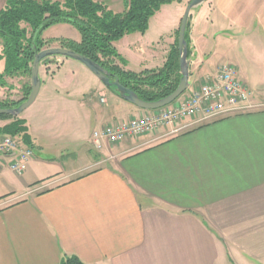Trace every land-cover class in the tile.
I'll use <instances>...</instances> for the list:
<instances>
[{"label": "crops", "instance_id": "crops-1", "mask_svg": "<svg viewBox=\"0 0 264 264\" xmlns=\"http://www.w3.org/2000/svg\"><path fill=\"white\" fill-rule=\"evenodd\" d=\"M95 1L112 10L110 0ZM190 1L163 6L145 34L115 43L126 70L164 67ZM190 25V87L228 63L264 104V0H207ZM133 59L138 70L130 69ZM67 63L89 82V93L82 89L83 100L74 101L56 89L47 105L28 111L32 105L19 118L34 158L23 175L10 160L0 163V264H61L65 256L85 264H264V110L204 125L188 120L177 134L164 128L97 150L83 136V114L97 131L149 111ZM51 64H41L40 74L66 62ZM4 90L1 101L23 99L13 86ZM42 92L43 84L35 103ZM70 116L75 137L58 142L55 126ZM12 122L0 119V129ZM63 144L57 153L35 154Z\"/></svg>", "mask_w": 264, "mask_h": 264}, {"label": "trees", "instance_id": "trees-1", "mask_svg": "<svg viewBox=\"0 0 264 264\" xmlns=\"http://www.w3.org/2000/svg\"><path fill=\"white\" fill-rule=\"evenodd\" d=\"M176 1L179 0H123L125 11L115 13L106 4L95 0H7L0 11V39L3 41L0 61H5V70L0 73V87L7 86L6 76L31 74L37 53L47 45L59 42L61 48L77 52L108 70L114 78L112 81L118 79L141 100L160 101L177 89L182 77L178 50L179 31L166 64L156 70L140 73L126 70L128 63L119 54L115 43L130 34H145L151 19L161 8ZM57 24L74 26L81 34V41L63 39L45 42L43 33ZM190 26L189 21L186 34L189 59L192 54ZM25 88L24 100H0V109L17 108L27 101L31 87L26 85ZM111 90L119 96L115 87ZM0 119L13 120L0 129L1 135L20 137L24 144L33 147L25 120L10 115H0ZM61 264L85 263L77 256H65Z\"/></svg>", "mask_w": 264, "mask_h": 264}, {"label": "built area", "instance_id": "built-area-1", "mask_svg": "<svg viewBox=\"0 0 264 264\" xmlns=\"http://www.w3.org/2000/svg\"><path fill=\"white\" fill-rule=\"evenodd\" d=\"M264 104L241 78L240 71L232 64L221 65L216 73L197 88H189L172 105L158 111L147 112L126 122L112 123L93 134L97 150L105 145L120 144L128 139L154 133L160 129H170L169 134H177L189 128L184 122L204 125L223 118L248 115L262 111ZM34 152L20 137L0 138V163L10 160V168L23 175Z\"/></svg>", "mask_w": 264, "mask_h": 264}, {"label": "rangeland", "instance_id": "rangeland-1", "mask_svg": "<svg viewBox=\"0 0 264 264\" xmlns=\"http://www.w3.org/2000/svg\"><path fill=\"white\" fill-rule=\"evenodd\" d=\"M6 1L7 0H1L0 1V11L5 7ZM59 1H62V0H59ZM109 2H111L110 4H111L112 10L114 12L121 13L124 11V6L122 5L121 1L110 0ZM75 34H77L80 39L82 38L80 32L74 26L69 25V24H57V25H54V26L48 28L47 30H45L42 38L45 42L58 41V40H63L64 38H50L49 36L67 37V39H68V38H75L74 37ZM136 34H138V33H136ZM130 35H132V34H130ZM68 40H70V39H68ZM116 43H118V42H116ZM48 48H61V47H60L59 42H54V43L47 45L46 48H44V49H48ZM2 49H3V41L0 39V52L2 51ZM56 59H62V58L61 57L49 58V59H47L48 60L47 62H43L42 64L47 66V67H48V65L51 66V65H53V64H51V62L56 60ZM64 61L66 62V64L54 65L51 68V71L49 73H47L45 76L42 73L40 74V79H41L42 84H43L42 96H41L40 100L37 101V103H35V104L33 103V105H35V106H33L28 111H31V112L34 111L37 108V105H47L46 101L48 102L49 100H51V93L54 92L56 89H62V96L69 98V100H71L70 98H73L74 101H82L83 100V95L81 93L82 89L85 90L84 93H89V82L84 78L83 75H79L76 72H75L76 74H74V71H73L74 69H72L69 66L67 61L77 63L78 65H81V66H84V65L82 63L76 61V60H73V59H64ZM138 61H139L138 59H135V60L133 59V61H132L133 63L130 65L131 66L130 69L138 70L139 69V66H137L139 64ZM127 63H128V61H127ZM86 69H88V68L86 67ZM44 70H46V68ZM10 79H13L14 83L16 84V85H12L13 89L17 93H19L18 96L20 98H23L22 100H24L26 97L25 86L27 85V86L31 87V74L15 76V77L6 76L5 81L7 83V86L6 87H0V93L4 89H7V88H8V90H4V91H11L12 86L9 85ZM192 83H193V80L190 78V86L192 85ZM64 88H68L67 90L69 92L65 93L63 91ZM79 94H80V97H78ZM184 94H186V92ZM44 98H45V102L43 101ZM108 100L110 102H112V100L110 98H108ZM4 101H10V100H4ZM10 102H13V101H10ZM78 110H77V112H78ZM61 111H62V108H61ZM83 118H84V123L82 121V123H83L82 124L83 125V129H82L83 136L86 137L87 140L91 138L92 144L94 146L93 134L95 132V130H94L95 128L91 122L86 121L87 119H86L84 114H83ZM75 125H76L75 119L70 116L69 118L62 121V123L60 125L55 126L56 135H60V137H61L60 138L61 140H59L58 142L66 143L65 140L67 138L73 139L75 137V134H74ZM168 136H170V135H168ZM61 146L62 147L59 146V148H60L59 149L57 147L52 148V147L47 145L45 147V149H46L45 151L36 148L35 154H36V156H39L43 152H46L45 154L57 153L60 150L66 148V145H64V144ZM61 159L63 161H65V159H68V156H66V153H65V155H63V158H61Z\"/></svg>", "mask_w": 264, "mask_h": 264}, {"label": "water", "instance_id": "water-1", "mask_svg": "<svg viewBox=\"0 0 264 264\" xmlns=\"http://www.w3.org/2000/svg\"><path fill=\"white\" fill-rule=\"evenodd\" d=\"M207 0H191L186 7L184 16L181 21L179 28L178 37V50L180 53V74L181 80L177 89L168 97L156 101V102H146L139 98V96L131 89L123 86L118 79L112 81L114 78L112 74L100 66L99 64L93 62L91 59L65 48H48L37 53L35 60L32 65L31 73V94L27 101L22 103L17 108L12 109H0V115H10L12 117L21 116L27 109H29L33 103H35L42 86V81L40 79V68L41 64L53 57H61L64 59H73L82 63L87 67L107 88H116L119 96L127 101L128 103L136 106L137 108L144 111H158L160 109L166 108L173 103H175L189 88H190V66L191 61L188 58L189 47L186 39L187 28L190 21L192 12L205 3Z\"/></svg>", "mask_w": 264, "mask_h": 264}]
</instances>
